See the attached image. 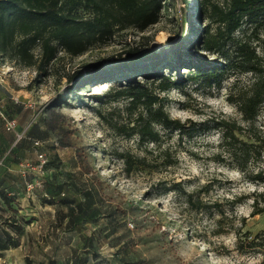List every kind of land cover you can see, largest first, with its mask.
I'll return each instance as SVG.
<instances>
[{
    "label": "rangeland",
    "instance_id": "1",
    "mask_svg": "<svg viewBox=\"0 0 264 264\" xmlns=\"http://www.w3.org/2000/svg\"><path fill=\"white\" fill-rule=\"evenodd\" d=\"M157 1L156 24L113 27L80 55L55 44L41 65L36 45L35 65L25 66L14 49L0 52V109L26 134L14 145L0 122V195L9 201L0 196V233L20 245L12 264H264V212L251 215L264 206V179H254L264 178V101L253 121L238 110L264 86V16L228 37L208 18L227 0H197L206 14L196 16L194 0ZM206 31L217 34L211 51L201 48ZM238 42L256 58L244 63ZM175 45L178 64L166 56L142 68ZM116 61L128 68L92 78ZM165 80L176 85L161 91ZM137 92L183 128L153 123L156 140L141 139L144 98L132 104L129 95ZM39 154L42 184L27 193L36 174L17 165L34 166Z\"/></svg>",
    "mask_w": 264,
    "mask_h": 264
},
{
    "label": "trees",
    "instance_id": "2",
    "mask_svg": "<svg viewBox=\"0 0 264 264\" xmlns=\"http://www.w3.org/2000/svg\"><path fill=\"white\" fill-rule=\"evenodd\" d=\"M193 4L194 16L198 11L206 14L202 3L198 7L197 0H194ZM80 9L87 11L89 18H82L79 14ZM158 9L159 2L157 0H0V52L6 53L8 50L14 49L15 57L25 66L35 65L36 60L31 53V48L36 45L40 49L39 63L41 65L49 63L55 58L58 50L55 44L72 55H80L86 50V45L96 42L104 35L111 36L113 27L116 29L134 27L144 30L156 24ZM262 16H264V0H227L224 7L214 5L213 12L208 18L218 25H222L223 33L229 37L241 27L244 21L250 22ZM192 31L195 32V28ZM218 35L222 36L221 28L218 29ZM216 36L217 34L211 35L206 31L201 48L211 51L217 45ZM16 38L19 39L16 41ZM180 48L176 45L163 47L160 53L143 58L141 60L142 68H146L147 62L152 65L153 62L166 56H169L175 63L179 62L181 56H184ZM236 53L245 57L244 63L256 58L245 42L237 43ZM132 55L134 52L130 53V56ZM187 56L190 61L196 60L195 55ZM126 68H128L126 63L116 61L111 63L110 67L93 74L92 78L111 77L118 72H123L122 70ZM253 68L247 67L248 70H255ZM151 73L156 74L153 71ZM142 75L146 76L144 73ZM201 75L212 77L215 73H201ZM124 78L128 79V77ZM82 81V79L78 80L76 85L82 84ZM175 85V81L165 80L161 91H167ZM129 95L132 97V104L140 103L144 98L142 104L147 114V120L144 121L139 117L136 122L143 123L136 131L141 139L156 140L157 134L153 131V123L165 128L174 127L178 130L183 128L177 121L169 119L161 106L151 110L152 104L158 102L156 97L146 96L141 92L129 93ZM263 101L264 86H257L248 98L238 103V110L243 119L253 121ZM4 114L6 115L5 112ZM235 128L232 126L229 132ZM224 130V137L228 136L229 133H226L228 128L224 127ZM25 135L24 133L21 140L25 139ZM33 141L37 140H31L32 144ZM254 179L262 181L264 178L260 173H257ZM43 195L47 197L46 193ZM60 195L62 196V193ZM1 198L5 203H9L3 196ZM262 212H264V206L255 209L251 215L254 216ZM0 234V245L11 244L8 243L10 239L5 231ZM254 243L252 241L248 244ZM240 244L243 243L240 242ZM238 248L241 250V245Z\"/></svg>",
    "mask_w": 264,
    "mask_h": 264
},
{
    "label": "built area",
    "instance_id": "3",
    "mask_svg": "<svg viewBox=\"0 0 264 264\" xmlns=\"http://www.w3.org/2000/svg\"><path fill=\"white\" fill-rule=\"evenodd\" d=\"M0 121L3 125L4 130L7 133H10L14 136V145L20 141L24 137L25 131H17L16 129V121L14 119L8 118L3 110L0 109ZM39 141H33V146H39ZM37 164L31 165L29 162L24 161L17 165V168L21 175L25 176L26 172L32 171L36 174V178L33 180H26L25 181V190L27 193H31L35 188L41 187V176L44 172V166L46 164V160L44 159L42 154L37 155ZM46 196V195H44Z\"/></svg>",
    "mask_w": 264,
    "mask_h": 264
},
{
    "label": "crops",
    "instance_id": "4",
    "mask_svg": "<svg viewBox=\"0 0 264 264\" xmlns=\"http://www.w3.org/2000/svg\"><path fill=\"white\" fill-rule=\"evenodd\" d=\"M20 245L15 244H2L0 245V264H12V259L9 257L12 250H16Z\"/></svg>",
    "mask_w": 264,
    "mask_h": 264
}]
</instances>
